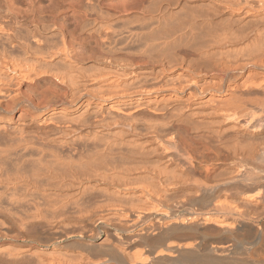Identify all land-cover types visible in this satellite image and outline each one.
<instances>
[{
	"label": "bare ground",
	"instance_id": "1",
	"mask_svg": "<svg viewBox=\"0 0 264 264\" xmlns=\"http://www.w3.org/2000/svg\"><path fill=\"white\" fill-rule=\"evenodd\" d=\"M0 264H264V0H0Z\"/></svg>",
	"mask_w": 264,
	"mask_h": 264
}]
</instances>
